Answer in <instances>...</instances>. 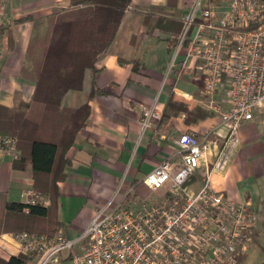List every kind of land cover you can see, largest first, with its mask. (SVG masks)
<instances>
[{
  "label": "crops",
  "instance_id": "0c3cea01",
  "mask_svg": "<svg viewBox=\"0 0 264 264\" xmlns=\"http://www.w3.org/2000/svg\"><path fill=\"white\" fill-rule=\"evenodd\" d=\"M5 1L0 104L13 108L32 101L34 78L33 71H28V59L49 26L47 19L74 7L70 0ZM196 1L131 0L113 40L95 61V71L87 70L82 88L63 96L62 107L88 103L90 113L64 152L66 164L57 182L55 217L67 237L78 235L119 184L125 191L142 181L161 160L178 162L177 139L182 132H196L199 137L207 134L214 143L200 157L187 190L197 191L209 176L214 189L233 200L249 202L255 211V223L239 264H264V106L241 124L238 143L225 167L212 169L226 130L219 112L210 107L202 93V81L195 79L192 68L185 64V47L177 50L173 42ZM198 1L213 5L216 17L229 2ZM154 21L161 26L150 28ZM93 87L100 92L91 95ZM214 98L222 109L228 107L221 88ZM170 100L185 110L169 106ZM149 106L159 109L162 116L155 127L142 128L141 111ZM197 108L207 115H193ZM45 129L50 137L49 126ZM15 158L11 151L0 149V218L5 202L27 203L30 192L37 193L30 167L16 168ZM45 197L49 205L50 199ZM13 234L0 230L1 258L20 253ZM72 251H64L61 260H70ZM33 262L31 257L25 264Z\"/></svg>",
  "mask_w": 264,
  "mask_h": 264
},
{
  "label": "built area",
  "instance_id": "2783aa9c",
  "mask_svg": "<svg viewBox=\"0 0 264 264\" xmlns=\"http://www.w3.org/2000/svg\"><path fill=\"white\" fill-rule=\"evenodd\" d=\"M5 2L0 0V64ZM182 46L186 66L202 81V93L226 130L212 161V169L221 170L238 143L241 124L264 106V0H229L219 17L213 5L197 0L183 20L177 50ZM220 88L225 109L214 98ZM161 116L155 106L144 107L142 128L155 127ZM177 143L179 161L161 160L142 180L154 200L133 196L132 186L123 191L119 184L74 237L61 228L51 236L14 233L20 253L31 256L32 264H58L65 250H74L72 264H237L246 252L255 211L249 202L214 189L209 176L197 191H188L186 181L214 141L186 131ZM14 145L13 138L0 136V149L16 157ZM28 203L47 205L48 198L30 192Z\"/></svg>",
  "mask_w": 264,
  "mask_h": 264
},
{
  "label": "trees",
  "instance_id": "16d2710c",
  "mask_svg": "<svg viewBox=\"0 0 264 264\" xmlns=\"http://www.w3.org/2000/svg\"><path fill=\"white\" fill-rule=\"evenodd\" d=\"M70 2L74 8L68 14H72V17L61 14L49 17V26L35 45L36 51L29 54L28 71H33L34 78L32 101L21 102L13 108L0 104V136H9L15 141L17 155L14 166L30 167L34 190L48 196L50 204L5 202L0 218L1 231H27L51 236L60 229L54 210L57 182L63 176L62 168L66 164L64 152L77 130L85 126L90 113L88 103L76 108H65L61 101L67 91L82 88L87 70L95 71V61L107 50L123 14L131 4V0ZM159 26L160 22L154 21L150 28ZM182 26L183 21L173 36L174 44L178 42ZM38 53L39 56L34 58ZM99 92L93 87L91 95ZM169 106L185 110L173 100L169 101ZM192 113L207 115L198 108ZM46 125L50 128V137L45 133ZM190 179L186 181L187 185ZM132 189L133 196L137 197L149 191L142 181L132 184ZM29 258L31 256L19 253L8 259L0 257V264H25Z\"/></svg>",
  "mask_w": 264,
  "mask_h": 264
},
{
  "label": "rangeland",
  "instance_id": "374dc122",
  "mask_svg": "<svg viewBox=\"0 0 264 264\" xmlns=\"http://www.w3.org/2000/svg\"><path fill=\"white\" fill-rule=\"evenodd\" d=\"M69 12H70V10L69 11L65 10V11H63V13H60V14H61V16H65V17L67 16L68 18H71L72 17V14H68ZM39 54L40 53L35 54L34 55V58H36L37 56H39ZM142 193H143L142 194L143 195L142 197H147V196H150L152 194L150 190L149 191L146 190L145 192H142ZM153 196L154 195L152 194V196H150V197L154 200L156 196L154 198H153ZM65 251H67V250H65ZM58 264H72V262H71V260L68 259V260H61Z\"/></svg>",
  "mask_w": 264,
  "mask_h": 264
}]
</instances>
